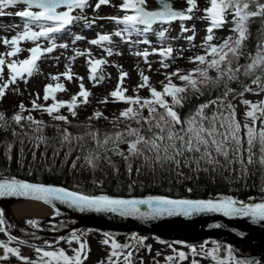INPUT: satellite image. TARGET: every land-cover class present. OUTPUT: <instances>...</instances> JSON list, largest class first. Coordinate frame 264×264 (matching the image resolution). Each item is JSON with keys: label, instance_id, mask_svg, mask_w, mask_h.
Listing matches in <instances>:
<instances>
[{"label": "snow or ice", "instance_id": "1", "mask_svg": "<svg viewBox=\"0 0 264 264\" xmlns=\"http://www.w3.org/2000/svg\"><path fill=\"white\" fill-rule=\"evenodd\" d=\"M110 0H97L93 11H97L102 5H109ZM160 6L159 10H147L146 0H122L119 5V10L125 14L122 17H101L100 19H108L114 21L118 25H124L121 31H116L113 35L122 37L123 33L131 36L134 33H148L153 30L154 24H170L173 21L179 20L181 22V34L191 31L193 35L185 37L189 44H192L195 39L194 29H189L184 26V21L192 20L194 17L190 15L194 10H198L196 0H186V9L183 11L174 10L172 5L166 0H157ZM209 6L204 9L205 15L201 19H206L210 22L207 27V35L200 47L204 50V55L196 54L188 57L189 63L195 67L187 72L181 69H176L171 73L165 72V80L161 81L162 91H158L149 83V77L142 72L139 73L142 82L139 83L134 91L140 88H148L150 98L128 97L125 96L127 89H122L121 84L118 83L116 89L110 93L115 102H123L127 105L123 111L120 112V117L124 120H132L140 127L132 128L126 125V131L116 132L113 135H105L102 145H107L110 142L116 147L112 148L116 155L123 157L126 162L127 171L132 172V164L130 158H140L147 164H164L175 165L178 170L180 167H188L195 164L196 167L190 169L192 171H217L219 168H225L233 164H239L240 177L243 178L249 175L248 166L259 164L260 168L264 170V100L253 103L248 100L241 99L240 103L246 106L244 113L245 123L241 124L237 119L236 107L229 101V96L232 95L243 97L245 93H252L259 95L264 93V0H208ZM17 5H24L23 10L16 11L14 15L24 21L22 31L18 32L10 40L4 39L5 45L11 46V51L7 52L8 57L15 56L21 51L18 44L21 41L36 42L41 38L48 40L49 46L42 48L41 45L36 44L35 47L28 49L30 55L28 58L21 61L7 62L0 56V80H3L4 66L8 70V79L6 82L0 84V99L6 94V89L10 85L15 84L18 80H24L25 76L31 77L37 69V61L41 59L45 53H51L56 47L66 48L67 45H56L53 40V34L64 31L67 27L81 19H84L86 24L87 18L81 15L86 8L92 7L89 0H0V15H4V9L15 7ZM116 7V5H111ZM65 9L58 11V9ZM35 9V11L33 10ZM79 10L80 14L73 15L72 13ZM131 12L132 14H128ZM11 15V13H9ZM232 17V27L229 35L222 39L219 43H213L216 37L213 34L214 29H222L227 23V17ZM252 18H259L260 28L258 33V41L256 43L255 54L251 55L245 51L246 42L250 36V24ZM39 28V31H34L32 26ZM143 26L141 29L138 26ZM167 28L156 33L160 41L167 39ZM83 39L81 36H75V41ZM103 42L111 43L109 35H99L98 39L89 41L93 45H101ZM137 43L149 44L147 39L138 41ZM195 46V45H193ZM109 56L113 55L111 49H105ZM174 49L171 46L161 47L157 53L153 49V53L148 50L143 52H135V56H143L145 63H148L147 57L150 54H158L162 59L160 65L167 69L170 67L164 61L172 57ZM181 56L178 58H182ZM84 53L77 52L76 55H83ZM119 55L120 53H116ZM90 55V54H89ZM210 57V59H209ZM245 58L248 62L240 64L241 58ZM58 59V58H57ZM106 63L103 59H89L87 61L89 76L88 79L96 82H103L105 77L101 74V65ZM68 71L62 73L65 79L71 81L73 75L70 71V64L65 65ZM151 69V65H149ZM214 72L215 75H210ZM242 74L245 78H251V84L240 82L239 76ZM128 74L121 72L119 79L124 81ZM173 77L178 79L181 84L177 85L173 82ZM51 79L58 80L59 76H52ZM78 79H83L78 77ZM231 82H240V91L229 87ZM223 84V92L220 93L216 99H209L201 102L193 107L188 115L181 116L178 109L183 108L185 103L190 101L192 97L199 99L205 94V91H211ZM255 85L253 88L252 86ZM95 86V85H94ZM64 91L63 84H57L55 88L52 85L44 87V99L48 100L50 94L55 91ZM83 97L82 103H88L90 93L84 89L83 83L80 84V91L77 95L72 96L71 101L53 103L49 107L38 105L35 100L32 102L34 109H41L56 121H63L68 123V120L63 115H53L57 113L61 107H67L72 116L76 115L74 109L79 107L77 98ZM170 98V99H169ZM107 103V100L102 101ZM210 105L215 107L211 111V115L206 110L210 109ZM20 111L23 112L24 105H19ZM147 109V116L142 114L143 110ZM99 111L94 113V118H100ZM20 114L12 117V120L20 124L22 120ZM118 118V119H119ZM30 124L37 125L33 131L42 132L43 121H37L32 116L26 117ZM260 121L259 128H257V121ZM251 121V123H248ZM6 125L5 118L0 113V127ZM147 126L146 128L144 126ZM147 133V135L142 134ZM15 135V133H13ZM94 139L96 133H89ZM43 142V136L38 137ZM81 139V137H75ZM70 134L64 130L63 141H69ZM127 143V155L120 151L118 145ZM246 145V147H245ZM11 145L5 152V159L11 163ZM259 151L257 159L256 152ZM243 152L247 153V163L244 162ZM147 153V154H146ZM150 154V155H149ZM223 157V163L219 159ZM67 159V157H66ZM79 159V157H77ZM33 160H35V153H33ZM85 165L95 170L98 162L101 160L99 155L89 153L84 158ZM107 162L115 168L111 160ZM203 164L211 166V168H201ZM73 168L77 167L75 161L72 164ZM83 167V166H82ZM137 173L140 168L137 167ZM177 174L180 175L179 171ZM262 181H264V174H262ZM264 191V188H262ZM18 196L24 197L33 201H42L45 204H51L53 201H58L74 208L80 212H94V213H113L121 217H132L138 220H154L164 216H184L191 217L193 215L203 213H216L228 218H250L253 222H264V203L246 204L242 201L234 199L231 196L218 197L216 199H167L164 197L149 196L146 199H122L113 198L107 195L92 196L74 191H69L62 187L45 186L43 184L27 183L18 181L16 179L3 180L0 182V197ZM146 205L147 212H144L139 207ZM4 213L0 211V232H5ZM27 224L36 228L39 224L37 220H28ZM219 228L220 225H213ZM85 233H77L72 231L69 237H62L71 248L73 242L78 244V248H71L73 255H68L63 249H56L54 251H45L41 248H35L39 254L37 260H30L21 255L18 248L8 247L5 243H0V248L3 249V255H0V261H7L10 256L17 258L22 264H84L88 259L90 248L86 241L82 242V237ZM242 235V234H241ZM104 239L101 241L103 245H109L112 251L108 255V264H113L112 257H117L124 253L125 249H131L123 255V264H134V252H138L140 248H147L151 251V246L145 244L146 237L137 236L135 233L128 238L131 243L120 244L112 238L110 233L103 234ZM38 238V237H37ZM15 240V237H9V242ZM111 241V243H110ZM59 242V241H57ZM163 243V241H158ZM24 244L25 241H18ZM189 247L190 253L193 257L201 256L202 258H211L215 264H261L259 261H249L244 259H237L233 255V250L228 247L227 258L220 259V245L213 241L214 247L205 249V244L199 246L200 251L191 245H183ZM47 244V242H46ZM51 247V245H47ZM170 248L171 244L168 245ZM119 250V251H118ZM175 252V249L173 248ZM160 255L159 252L156 253ZM176 257L180 261L186 259L183 251L178 252ZM176 257L166 256L165 260L171 264ZM100 264H104L103 261ZM140 264H144L141 259ZM192 264H198L194 259Z\"/></svg>", "mask_w": 264, "mask_h": 264}, {"label": "rangeland", "instance_id": "2", "mask_svg": "<svg viewBox=\"0 0 264 264\" xmlns=\"http://www.w3.org/2000/svg\"><path fill=\"white\" fill-rule=\"evenodd\" d=\"M156 0H146V7L148 9L155 8ZM172 7H175L180 10H185L186 0H171ZM89 3L92 7L86 8L81 14L87 18L88 23L86 24L84 19H81L77 22H74L72 25L67 27L64 31L60 32L58 37H54L53 42L56 45L65 44L66 48L56 47L53 52L45 53L39 61H37V69L31 77L25 76L27 83L24 80H18L15 84L9 86L8 91L6 89L7 95L10 98L14 99H2V108L4 114L7 116L8 111L14 105H24V109L32 110L34 115H41L42 119H45L46 112L32 107V102H35L38 105L46 107L48 102L51 99H71L72 96L77 95L80 91V84L83 83L84 89L90 93L88 97V103L84 104L83 107H78L81 111L80 115L85 119L86 124L89 125L91 130H120L125 129L126 125L132 126L135 122H122L118 119V113L120 107L125 103H118L114 101V98L110 96V93L116 89L118 83L121 84L122 89H127L125 91V96L141 98H150V93L148 88H140L138 91L133 89L142 82L139 73H143L149 77V83L152 87H155L158 91H162L161 81H165V72L171 73L176 69H181L183 72H187L195 67L194 64L189 63L188 57L194 56L196 54L204 55V50L200 45L204 42V38L207 35L206 29L210 26V23L206 19H201L205 15L204 9L209 6L208 0H196L198 10L190 15H193L192 20L183 22L184 26L189 29H194L195 39L192 44H189L185 37L193 35L191 31L181 34V22H175L174 24L161 25L155 24L153 30L144 33H134L130 37L126 33H123L122 37H117L113 35L116 31H121L124 28V25H118L114 21L108 19H100L101 17H122L125 13L119 10V5L122 3V0H110L109 5H102L97 11H93L97 0H89ZM111 5H116L113 7ZM24 5H17L15 7H9L4 9V15H0V56L7 62L11 61H21L29 57L30 52L28 49L35 47L36 44L41 45L42 48H47L49 46L48 40L41 38L36 42L32 41H21L18 44V47L21 49L19 53L15 56L8 57L7 52L11 51L10 45H5L3 43L4 39L10 40L18 32L22 31L24 21L16 17L14 13L16 11L23 10ZM35 11V9H33ZM65 9H58V11H64ZM11 13V15H9ZM73 15L80 14L79 10H76L72 13ZM129 14V13H128ZM228 23L222 29H214L213 34L216 39L213 43H219L223 38L231 35L229 28L232 27L231 21L232 17L229 15L227 17ZM34 31H39V28L32 26ZM142 31L143 28L139 27ZM163 28H167L168 32L166 33L167 39L165 41H160L156 33ZM99 35H109L111 38V43L103 42L101 45L90 44L89 41L93 39H98ZM75 36H81L83 39L75 41L73 40ZM147 39L149 44L137 43L140 40ZM195 45V46H193ZM171 46L174 51L171 58L166 59L164 62L169 64L170 67L164 69L160 65V57L158 54H150L147 57L148 63H145V58L143 56H135L134 53L139 51L143 52L148 50L150 53H153V49L157 50V53L161 47ZM105 49H111L113 55L109 56ZM182 58H178L181 56ZM84 53L83 55L77 56L76 53ZM116 53H120L117 55ZM90 54V55H89ZM58 58V59H57ZM89 59H103L106 61L104 65H101V74L105 77L103 82L91 81L88 79L89 72L87 61ZM210 59V57H209ZM70 64V71L73 75L71 81L65 79L62 75L66 69L65 65ZM151 65V69H149ZM125 72L128 75L125 77L124 81L121 82L119 79L120 73ZM3 80H0V84L6 82L8 79V70L6 65L4 66L3 71ZM210 75H215L214 72H210ZM52 76H59L58 80L51 79ZM82 77L83 79H78ZM173 82L177 85H180L181 82L173 77ZM63 84L65 90L57 91L53 94H50L49 99H44V87L46 85H52L53 88L57 84ZM95 85V86H94ZM170 99V98H169ZM248 100L253 103L264 100V93L259 95L256 94H244V96L236 97L234 99V105L236 107L237 119L241 123H245L244 113L247 110L246 106L240 103V100ZM107 100V103L102 101ZM5 106H4V105ZM96 110H100L104 118L101 119H92L94 116L93 113ZM105 114V115H104ZM144 116H147V111L142 113ZM118 115V116H117ZM24 116V117H28ZM31 116V115H30ZM36 119V118H35ZM108 119V120H106ZM40 120V119H39ZM251 123V121H248ZM260 121H257V128H259ZM16 224L21 223L22 219L29 218L30 216H14L10 215ZM85 235L82 237V242L86 241L90 251L88 253V259L84 261V264H100L101 261L104 264H108V255L112 251L110 244L103 245L101 241L104 239L103 233L96 231H85ZM60 236V234H56ZM69 237V236H68ZM121 237V236H120ZM119 236L115 239L120 244L131 243L129 239L121 240ZM50 241H54L51 239ZM0 243H5L8 247L18 248L22 256L27 257L30 260H37L38 253L35 251V248H31L25 244H16L9 242L5 237L3 232H0ZM111 243V241H110ZM146 245L151 246V251L149 252L147 248H140L138 252H134V264H140L141 259H143L144 264H168L165 260L166 256H174L178 252L183 251L186 255L184 261H180L178 257L171 262V264H192V261L195 259L198 264H215L211 258H202L201 256L193 257L190 253L189 247L182 246L174 243L163 242L160 243L154 238H147L145 240ZM171 244L170 248L168 245ZM205 244V242H197L191 244L197 248V251H200L199 246ZM217 244V243H216ZM220 245L219 258H227V248L228 246L223 244ZM213 243H206L205 249L213 248ZM71 248H78V244L73 242ZM71 248L65 242V240L59 241L55 246L50 248H43L45 251H54L56 249H63L68 255H73ZM175 249V252L173 251ZM42 249V248H41ZM131 249H125L124 253L117 257H112L113 264H123V255ZM119 251V250H118ZM159 252L160 255L157 256L156 253ZM0 255H3V249L0 248ZM4 264H22L21 261L17 258L10 256L7 261H0Z\"/></svg>", "mask_w": 264, "mask_h": 264}, {"label": "trees", "instance_id": "3", "mask_svg": "<svg viewBox=\"0 0 264 264\" xmlns=\"http://www.w3.org/2000/svg\"><path fill=\"white\" fill-rule=\"evenodd\" d=\"M249 27L250 36L246 42L245 51L254 55L260 28L259 18H252ZM247 62L243 57L239 61L240 64ZM239 81L251 84V78H245L242 74L239 76ZM240 82H231L229 87L238 92L240 91ZM252 87L254 88L255 85ZM223 90V84L219 85L216 89H212L210 92L206 90L203 96L199 97V99L192 97L178 111L182 117L186 116L193 110L195 105L209 99H216ZM234 98L232 95L229 96V101L232 104ZM128 106H124L117 112L118 118L120 117V112ZM4 110L0 102V113L3 114L6 121V125L0 127V177L16 178L36 183L60 184L86 195L105 193L116 196H166L173 199H212L217 196H231L239 201L264 196V191H262V188H264V181H262L264 170L260 168L258 163L254 166H248L249 175L237 179L240 177L239 164L227 166V170L219 168L217 171H192L190 169L195 168V164L188 167L182 166L177 170L175 165L164 164L161 166L159 164H147L143 160V157H133L129 161L132 164V172L129 174L123 157L111 151L116 145H113L111 142L107 145H102L105 135L124 132L127 130L126 128L120 130H91L89 125L86 124V120L80 114L72 116L71 113H65L61 109L53 115L65 116L68 123L56 121L49 115L47 116L48 119L43 120L41 115L35 116L29 110L21 112L20 108L10 109L9 114L6 116ZM214 110L215 107L210 105V109L206 111L211 115V111ZM146 111L147 109H144L142 113ZM16 114H20L23 117L20 124L12 120V117ZM29 114L34 120L43 121L42 132L33 131L37 125L30 124L26 117H24ZM101 118H104V116L101 115L100 118L93 117L92 119ZM119 119L122 122L131 121L124 120L123 118ZM238 121L241 123L240 120ZM130 127L136 128L140 127V125L134 123ZM144 127L146 128L147 126L145 125ZM64 130L70 134L69 141H63ZM91 132L97 134L95 139L89 135ZM142 134L147 135V133L143 132ZM40 136H43V142L38 139ZM75 137H81V139H75ZM8 145L12 146L10 153L12 156L11 163H8L5 159ZM118 147L120 151L127 155V143H121ZM254 151L258 159V147ZM33 153H35V160H33ZM89 153L101 157L95 170L85 165L84 158ZM242 155L246 164L247 153L243 152ZM219 159L223 163V157ZM107 160H111L115 168ZM73 161L77 164L76 168L72 167ZM137 167L140 168L139 173L136 171ZM204 167L211 168V166L201 162V168L203 169ZM177 171L181 174L178 175ZM0 211L4 213L5 228L9 233L13 234L14 232L11 230L9 220L14 224L15 221L5 210L0 208ZM28 220H37L39 224L36 228H32L27 224ZM21 222L33 229V231L26 232L28 234L26 237L20 236V234H15L13 237L17 241L23 240L33 246H47L49 244V238L37 232H54L71 223V221L59 217L50 219H22ZM20 229L23 230L22 228ZM82 232L83 230L78 233ZM137 236L147 237L146 235ZM206 241L213 242L215 240L207 239ZM232 250L237 253L247 252L234 248Z\"/></svg>", "mask_w": 264, "mask_h": 264}, {"label": "water", "instance_id": "4", "mask_svg": "<svg viewBox=\"0 0 264 264\" xmlns=\"http://www.w3.org/2000/svg\"><path fill=\"white\" fill-rule=\"evenodd\" d=\"M3 180H10V179L0 178V182H2ZM18 181H22V180H18ZM45 186L61 187L59 185H48V184ZM96 196H100V195H96ZM107 196L113 198H122V199L148 198V197H117L110 195ZM152 197H157V196H152ZM0 200H30V199L24 197H18V196H10V197H0ZM243 202L246 204L264 203V197L250 201H243ZM47 205L54 208L62 209L68 213L76 214V215H71V218L78 219L79 220L78 225H76L71 229H68L66 232H72L80 227H95L103 230L125 232L126 234H129L132 231L137 233H148V234H153L165 240H177V241H183L189 243L196 242L204 238L212 237L217 240L230 243L235 247H242L243 249L251 250L249 256H241L240 259L249 260L253 262L255 261L264 262V222H253L250 218L247 217L228 218L216 213H203V214L193 215L191 217L164 216L154 220H138L132 217H121L113 213L80 212L58 201H53L51 204H47ZM139 207L144 212L148 211L146 205H140ZM78 214L99 215L102 216L103 218L108 219V222L106 221L105 223H98V224L89 223L84 221L82 217L78 216ZM217 224L220 225L219 228L213 227V225H217Z\"/></svg>", "mask_w": 264, "mask_h": 264}, {"label": "bare ground", "instance_id": "5", "mask_svg": "<svg viewBox=\"0 0 264 264\" xmlns=\"http://www.w3.org/2000/svg\"><path fill=\"white\" fill-rule=\"evenodd\" d=\"M54 35L55 34H53L52 36L53 40H54V37H56ZM0 204L4 206L14 216L27 215L30 217H45V216L52 215V214H61V215H67L71 217V215H76L75 213H68L62 209L50 207V206H47L37 201L0 200ZM78 216L82 217L84 221L89 222V223L98 224V223H105L106 221L108 222V219L103 218L102 216H99V215L78 214Z\"/></svg>", "mask_w": 264, "mask_h": 264}]
</instances>
